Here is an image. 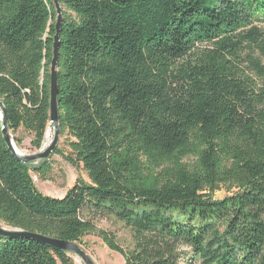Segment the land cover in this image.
Listing matches in <instances>:
<instances>
[{"label":"trees","instance_id":"trees-1","mask_svg":"<svg viewBox=\"0 0 264 264\" xmlns=\"http://www.w3.org/2000/svg\"><path fill=\"white\" fill-rule=\"evenodd\" d=\"M60 134L83 165L64 196L42 193L51 156L24 163L0 120V224L84 244L94 215L128 228L126 264H264V0H60ZM57 11L0 0V96L9 132L43 148ZM210 48H201L202 46ZM220 185L237 191L216 198ZM187 247L189 252L182 249ZM0 264H75L71 252L0 235Z\"/></svg>","mask_w":264,"mask_h":264},{"label":"rangeland","instance_id":"rangeland-1","mask_svg":"<svg viewBox=\"0 0 264 264\" xmlns=\"http://www.w3.org/2000/svg\"><path fill=\"white\" fill-rule=\"evenodd\" d=\"M255 26H257L261 31H264V21L256 23ZM247 45L248 43H244L245 47L243 48V51H241L239 62H236V64L240 69L239 73H244L245 76H249L253 80V82H255L257 86H259L262 85L263 78H260L256 74V72L252 70L249 56L258 58L261 61V64L264 65V55H262L258 49H250L246 47ZM201 48H210V46L206 45L202 46ZM48 130H50L51 136L48 140V137L46 135L43 149H46L51 144L55 135L54 126H49L47 131ZM18 135H23L25 137L22 149L18 147L22 154L31 155L40 152V150L32 147L31 136L28 133L20 132L15 136ZM68 141V135L60 134L57 148L65 155L70 154ZM46 143L47 147H45ZM51 162L53 169L50 173V179H41L38 175L32 173L35 184L42 193L50 196L62 197L78 178L89 181L88 172L84 169L83 165H72L70 161H68L62 154L52 153ZM236 191L237 188L235 186L220 185L211 194L216 198H222ZM93 221L95 223V230L89 232L84 237V244H80V246L93 259L95 264H126L123 255L110 249L109 246L104 242L101 236V231H107L111 233L120 245H122L126 249H129L132 247V235L130 230L117 221L101 216L94 215ZM1 225L8 228L10 227L2 222ZM182 249L189 252V249L187 247H182ZM71 256L75 264H85V262L77 254L71 253Z\"/></svg>","mask_w":264,"mask_h":264},{"label":"water","instance_id":"water-1","mask_svg":"<svg viewBox=\"0 0 264 264\" xmlns=\"http://www.w3.org/2000/svg\"><path fill=\"white\" fill-rule=\"evenodd\" d=\"M56 11H57V22H56V34L54 37L53 44V60L51 63V85H50V116L51 123L54 124L55 135L51 144L46 149H40L39 153L24 155L22 154L17 145L15 144L14 137L9 132L8 122L6 116V108L3 99L0 96V108L3 112L2 133L3 136L12 150V152L17 156V158L24 162H37L41 159L49 158L57 147L59 136H60V126H59V108H58V78H57V63L59 57V41H60V31L63 19V10L60 4V0H53ZM0 235L3 236H13V237H26L33 240H39L46 244L53 246L56 249L68 251L77 254L85 264H95L93 259L87 254V252L76 242H71L67 240H62L55 237L44 236L37 233L22 232L19 229L4 227L0 224Z\"/></svg>","mask_w":264,"mask_h":264},{"label":"bare ground","instance_id":"bare-ground-1","mask_svg":"<svg viewBox=\"0 0 264 264\" xmlns=\"http://www.w3.org/2000/svg\"><path fill=\"white\" fill-rule=\"evenodd\" d=\"M3 118V112H2V110H1V108H0V120ZM46 135H47V137H48V140L50 139V130H48L47 131V133H46ZM48 143V142H47ZM47 143L45 144V147H47ZM20 151V150H19Z\"/></svg>","mask_w":264,"mask_h":264}]
</instances>
